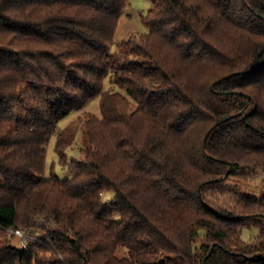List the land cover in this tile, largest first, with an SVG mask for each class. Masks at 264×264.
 Instances as JSON below:
<instances>
[{
	"label": "trees",
	"instance_id": "1",
	"mask_svg": "<svg viewBox=\"0 0 264 264\" xmlns=\"http://www.w3.org/2000/svg\"><path fill=\"white\" fill-rule=\"evenodd\" d=\"M127 1L0 0V264H264V0Z\"/></svg>",
	"mask_w": 264,
	"mask_h": 264
},
{
	"label": "rangeland",
	"instance_id": "2",
	"mask_svg": "<svg viewBox=\"0 0 264 264\" xmlns=\"http://www.w3.org/2000/svg\"><path fill=\"white\" fill-rule=\"evenodd\" d=\"M157 0H128L127 4L123 10V13L119 20V28L117 30L115 43L112 46V50H114V54L121 56L122 58H135V45L140 39L144 36V33L147 32V26L144 22L146 12L151 7L152 3ZM116 89L117 84L114 82L113 79H110L108 76L105 77L104 80V89ZM99 95L94 97L86 106L79 112V116L85 115L87 112L97 113L99 111ZM133 107L134 104L131 103ZM73 113L67 116L60 122V125L64 124H76L78 123V118ZM71 125V126H72ZM79 139H81L80 133L75 135L72 151L77 158L82 157L81 153V144ZM54 138L52 137L46 150V157H45V174L48 176L51 170L52 162L55 163L54 172L58 174L60 177H65L67 175H72L73 171L69 170L67 167H62L57 163V155L54 152ZM70 155V154H69ZM67 155V160L70 156ZM261 185V183H260ZM109 196L112 194L108 192ZM257 233V229L253 227L244 228L242 229V238L243 240H250L253 238ZM18 244V242H16ZM172 264H186L181 261H175Z\"/></svg>",
	"mask_w": 264,
	"mask_h": 264
},
{
	"label": "built area",
	"instance_id": "3",
	"mask_svg": "<svg viewBox=\"0 0 264 264\" xmlns=\"http://www.w3.org/2000/svg\"><path fill=\"white\" fill-rule=\"evenodd\" d=\"M13 233L22 235V231L20 229H14L12 230Z\"/></svg>",
	"mask_w": 264,
	"mask_h": 264
},
{
	"label": "water",
	"instance_id": "4",
	"mask_svg": "<svg viewBox=\"0 0 264 264\" xmlns=\"http://www.w3.org/2000/svg\"><path fill=\"white\" fill-rule=\"evenodd\" d=\"M232 169V166L230 165V168H229V170H231Z\"/></svg>",
	"mask_w": 264,
	"mask_h": 264
}]
</instances>
